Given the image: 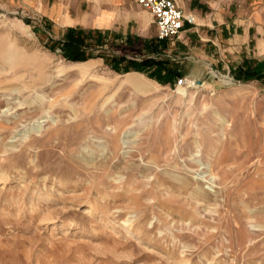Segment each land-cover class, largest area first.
I'll list each match as a JSON object with an SVG mask.
<instances>
[{
    "label": "rangeland",
    "instance_id": "rangeland-1",
    "mask_svg": "<svg viewBox=\"0 0 264 264\" xmlns=\"http://www.w3.org/2000/svg\"><path fill=\"white\" fill-rule=\"evenodd\" d=\"M130 2L138 39L75 60L79 29L0 0V264H264V55L206 69Z\"/></svg>",
    "mask_w": 264,
    "mask_h": 264
},
{
    "label": "crops",
    "instance_id": "crops-1",
    "mask_svg": "<svg viewBox=\"0 0 264 264\" xmlns=\"http://www.w3.org/2000/svg\"><path fill=\"white\" fill-rule=\"evenodd\" d=\"M21 1L49 21L60 35L68 27H75L91 32L92 36L97 35L96 42L104 40L109 33L114 34L115 40L135 42L138 38L134 33L139 34L130 27V23L137 21L138 31L150 24L149 21L145 26V15L140 16L130 0L110 1L108 6L102 4V8L112 13L110 22H96L99 14L94 8L76 7L73 13L67 0ZM175 1L186 16L194 18L192 22L184 21L176 39L179 48L187 49V56L183 58L204 65L206 69H218L228 67L231 60L264 55V52L261 53L264 42V0ZM134 3L137 4L135 0ZM86 12L88 14L85 16ZM151 22L154 23L153 18ZM164 40L157 38L156 41L162 43Z\"/></svg>",
    "mask_w": 264,
    "mask_h": 264
},
{
    "label": "built area",
    "instance_id": "built-area-1",
    "mask_svg": "<svg viewBox=\"0 0 264 264\" xmlns=\"http://www.w3.org/2000/svg\"><path fill=\"white\" fill-rule=\"evenodd\" d=\"M136 3L147 10L154 20L156 36L159 40L172 38L178 35L184 21L192 22V16H186L175 0H135ZM185 80L180 79L179 84Z\"/></svg>",
    "mask_w": 264,
    "mask_h": 264
},
{
    "label": "trees",
    "instance_id": "trees-1",
    "mask_svg": "<svg viewBox=\"0 0 264 264\" xmlns=\"http://www.w3.org/2000/svg\"><path fill=\"white\" fill-rule=\"evenodd\" d=\"M74 31L78 33L76 36H74ZM82 32H83L82 30H77V31L73 29L68 30V37L66 38L65 46L68 49H70L69 54H67V56L71 59H75V60L81 59V56L79 55L78 52V47L79 44H81V42H83L85 38L84 36H81ZM151 65H153V62L151 60L145 61L144 63L130 62L129 65L126 67V70L134 69V70L145 71V69L147 67L150 68ZM158 65L160 66L161 64ZM158 69L159 70L157 72L162 71L161 67H159Z\"/></svg>",
    "mask_w": 264,
    "mask_h": 264
},
{
    "label": "bare ground",
    "instance_id": "bare-ground-1",
    "mask_svg": "<svg viewBox=\"0 0 264 264\" xmlns=\"http://www.w3.org/2000/svg\"><path fill=\"white\" fill-rule=\"evenodd\" d=\"M152 16V15H151ZM76 65L80 66L83 70H82V74H85V70L91 65L88 62H79V63H75ZM65 69V68H64ZM63 69V70H64ZM128 79L132 80L134 85H136V87L140 90H147L149 87V83H151L150 80L148 79H144L143 77H135L134 75H128L127 76ZM23 85L18 84L17 86V91H20L19 89H23L22 88ZM7 99H9V97H7ZM6 99V100H7ZM35 102V101H34ZM34 102L31 103V106L34 104ZM42 104V103H41ZM10 109L8 108V110L4 109V112H9Z\"/></svg>",
    "mask_w": 264,
    "mask_h": 264
}]
</instances>
